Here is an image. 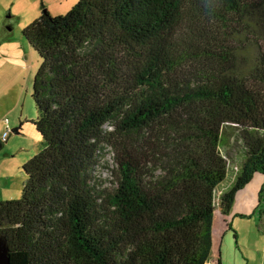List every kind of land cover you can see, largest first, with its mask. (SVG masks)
Masks as SVG:
<instances>
[{
    "label": "trees",
    "instance_id": "obj_1",
    "mask_svg": "<svg viewBox=\"0 0 264 264\" xmlns=\"http://www.w3.org/2000/svg\"><path fill=\"white\" fill-rule=\"evenodd\" d=\"M23 34L41 147L0 201L11 264H224L227 139L244 154L221 213L264 176V0H78ZM106 146L110 188L94 175Z\"/></svg>",
    "mask_w": 264,
    "mask_h": 264
},
{
    "label": "rangeland",
    "instance_id": "obj_2",
    "mask_svg": "<svg viewBox=\"0 0 264 264\" xmlns=\"http://www.w3.org/2000/svg\"><path fill=\"white\" fill-rule=\"evenodd\" d=\"M77 1L0 0V136L5 140L0 153V201L21 197L25 181L23 167L41 147V138L33 123L38 116L33 83L41 57L23 32L45 9L53 16L64 15ZM221 150L229 161V174L216 188L214 247L217 245L219 254L220 248L226 254L234 245L235 250L230 254L234 264H264V205L261 202L264 176L256 175L244 189L237 191L231 213L222 214L220 198L235 184L244 145L232 136ZM116 167L115 154L106 146L94 171L102 187L113 186ZM225 218L232 228H228Z\"/></svg>",
    "mask_w": 264,
    "mask_h": 264
},
{
    "label": "water",
    "instance_id": "obj_3",
    "mask_svg": "<svg viewBox=\"0 0 264 264\" xmlns=\"http://www.w3.org/2000/svg\"><path fill=\"white\" fill-rule=\"evenodd\" d=\"M0 264H11L9 243L7 238L2 234H0Z\"/></svg>",
    "mask_w": 264,
    "mask_h": 264
},
{
    "label": "crops",
    "instance_id": "obj_4",
    "mask_svg": "<svg viewBox=\"0 0 264 264\" xmlns=\"http://www.w3.org/2000/svg\"><path fill=\"white\" fill-rule=\"evenodd\" d=\"M236 226H237V225H236ZM237 229L240 231L241 228H239V227L237 226ZM238 246H239V245H238ZM234 250H235V247H234V245H233L232 249L228 250V251L226 252V254L222 251V255H223V257H224V264H225V263H226V264H234V261L232 260V255H230L231 252L234 251ZM219 252H220V249H219ZM214 254H215V255H218V254H219V253H218V250H217V245H215V247H214ZM225 256L227 257L226 260H225Z\"/></svg>",
    "mask_w": 264,
    "mask_h": 264
},
{
    "label": "built area",
    "instance_id": "obj_5",
    "mask_svg": "<svg viewBox=\"0 0 264 264\" xmlns=\"http://www.w3.org/2000/svg\"><path fill=\"white\" fill-rule=\"evenodd\" d=\"M7 122H9L8 119H7Z\"/></svg>",
    "mask_w": 264,
    "mask_h": 264
}]
</instances>
